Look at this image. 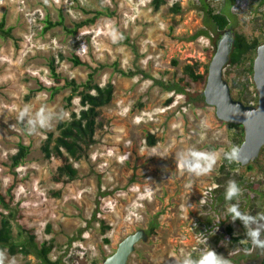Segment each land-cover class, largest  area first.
<instances>
[{"label": "rangeland", "instance_id": "obj_1", "mask_svg": "<svg viewBox=\"0 0 264 264\" xmlns=\"http://www.w3.org/2000/svg\"><path fill=\"white\" fill-rule=\"evenodd\" d=\"M150 1L0 0V18L6 17L14 35L0 37V190L6 193L7 187L16 183L14 233L21 223L32 229L39 243L52 240V260L66 251L70 255L63 257L65 264H103L123 238L138 229L146 230L160 212L155 233L137 242L128 263L176 264L184 255L196 258L208 248L216 252L215 231H209L212 227L223 230L232 224L242 242H249L245 227L226 215L230 203H239L240 210L245 209L242 212L254 211L253 216L264 213V147L251 163L253 169L238 166L221 191L215 192L216 178L223 176V153L233 146L236 129L217 117L214 106L187 103L181 94L164 91L150 78L124 76L118 71L142 69L158 79L177 80L183 67L192 64L203 73L223 34L231 40L234 32H239L264 42V5L260 0H239L237 10H233L237 25L232 30L190 40L204 27L203 13L195 0L169 1L159 10ZM210 3L217 11L223 6ZM174 4L180 5V12L171 10ZM95 16L94 22L75 35L65 30ZM46 17L52 21L63 18L64 25L43 32ZM74 55L85 64L75 63ZM52 59L64 78L81 83L92 67L100 66L95 82L114 85L111 102L101 109L105 123L96 133V143L84 158L73 161L78 177L69 183L55 180L60 161L46 158L41 149L49 133L57 135L59 120L49 129L29 134L25 124L16 119L25 106L33 113L41 107L63 112V119L82 108L78 95L67 104L69 89L51 96L50 91L40 88L54 83L48 66ZM224 75L230 87L237 83L238 88L231 89L236 98L246 79L244 68L227 65ZM249 91L254 97L253 87ZM149 136L154 137V143L149 142ZM20 142L30 150L23 163L12 168L11 156ZM189 149L217 154L210 174L196 177L184 172L177 156ZM229 181L242 189L238 201L225 199ZM249 200L260 209L244 206ZM96 209L109 226L106 231L100 221L92 219ZM80 229L84 230L78 237ZM73 237L77 238L69 244ZM229 238L221 241L219 255L231 264L261 263L264 253L252 245L249 250L233 247ZM3 252L4 264L39 261L31 254Z\"/></svg>", "mask_w": 264, "mask_h": 264}, {"label": "trees", "instance_id": "obj_2", "mask_svg": "<svg viewBox=\"0 0 264 264\" xmlns=\"http://www.w3.org/2000/svg\"><path fill=\"white\" fill-rule=\"evenodd\" d=\"M170 0H151L152 7L155 10H159L162 5L168 4ZM197 3V9L203 13L204 27L199 29L189 39L195 40L200 36L212 37L211 33H218L225 29L232 30L237 25L236 14L232 11V6L235 0H225L220 10H216L208 0H195ZM260 5H264V0H260ZM171 10L174 12H180L181 7L179 4L171 6ZM101 14V12H96ZM98 16L86 18L80 22L75 23L72 28L65 27L67 33L75 35L79 33L81 28L88 26L94 22ZM58 25H64L63 18L57 21H52L49 17L45 18V25L43 32L54 28ZM229 30V31H230ZM231 34V31L228 32ZM13 27L7 26L6 17L0 18V37L1 38H13ZM231 42V51L229 57L228 66L243 67L246 74V79L241 83V88L237 91V99L242 100L246 104H256L258 102V92L253 81V61L256 55L257 47L261 41L255 38H248L245 34L234 32ZM133 46V45H131ZM73 60L77 64H85V61L80 59L78 55H74ZM174 64H177L176 59L173 60ZM50 74L54 83L49 86H41L40 88L50 91V95L54 96L63 89H69L70 95L66 97L67 104H71V100L75 95L80 97L82 108L77 112L72 110L70 117L61 119L58 121L56 136L53 133L47 135L46 140L41 146V149L46 158L55 157L60 161L57 168V174L55 176L56 181H63L69 183L77 179L78 170L74 166L73 161H78L84 158L90 147L96 143V133L101 129L105 123L103 117H101V109L105 105L109 104L113 98L114 85L111 82L105 85H100L95 82L94 76L99 71V67H92L91 72L88 74L87 79L84 82L78 83L75 79L64 78L57 71V67L52 59L49 62ZM118 71L124 76L134 77L141 75L144 78H150L153 80V84L159 86L164 91L173 92V94H181L187 103L194 104L196 106H205V97L203 89L206 83L208 74V68L203 73L197 72L196 68L192 64H186L183 67L181 76L177 80H163L156 77H152L142 69H136L135 71ZM253 87L255 96L252 97L249 88ZM238 88L237 83L231 84V89ZM230 127L236 129L232 136L233 146H239L244 139V128L238 124L229 123ZM149 142L152 144L155 142L153 136H149ZM30 146L23 143H18V151L11 156V166L16 168L21 165L29 153ZM241 164L238 162L229 164L223 159V164L220 166V173L222 177L216 178L217 187L215 192L221 191L223 184L225 185L228 176L232 170H235ZM247 170L253 169L252 164L246 166ZM239 175L238 177H241ZM16 183H11L3 193L0 190V251L7 250L11 255L17 253H23L24 255H34L39 260L37 264H65L62 260V255L57 259L52 260L50 254L55 245L53 241H44L39 243L36 241V234L32 229L28 228L25 224H18V231L14 233L13 219H17L15 213L12 211V204L15 198L14 189ZM109 194L103 192L102 195ZM252 202V201H251ZM251 205L255 208V211L260 207L256 203H250L246 201L244 206ZM5 210H7L5 212ZM241 210H245L244 207ZM98 210L93 212L92 219L98 220L102 223V230L106 231L109 228L105 219L98 217ZM254 213V211H253ZM251 213V215H253ZM160 212H157L150 220L146 232L148 235L155 233L156 228L159 225ZM240 224L241 221L237 220ZM243 225V224H242ZM84 229L79 230V236H81ZM217 233V234H216ZM216 237L215 241L217 246L216 253L219 254L223 250V245H220L225 236H229V242L233 247L243 246L246 250L251 248L250 242H242V236L237 235L234 231L233 225L229 224L225 229H217L214 232ZM77 237L69 239L71 241ZM106 242H109L108 238H105ZM260 264H264V256Z\"/></svg>", "mask_w": 264, "mask_h": 264}, {"label": "water", "instance_id": "obj_3", "mask_svg": "<svg viewBox=\"0 0 264 264\" xmlns=\"http://www.w3.org/2000/svg\"><path fill=\"white\" fill-rule=\"evenodd\" d=\"M231 51L230 37L227 33L220 37L216 50L208 66V74L203 89L205 102L215 107L217 117L244 128L241 159L245 166L254 162L264 147V42L257 47L253 61V81L258 92L256 104H246L232 95L231 87L225 78L224 70L229 63ZM145 229H138L123 238L116 251L103 259V264H129L130 255L141 239H147Z\"/></svg>", "mask_w": 264, "mask_h": 264}, {"label": "clouds", "instance_id": "obj_4", "mask_svg": "<svg viewBox=\"0 0 264 264\" xmlns=\"http://www.w3.org/2000/svg\"><path fill=\"white\" fill-rule=\"evenodd\" d=\"M48 3V0H44ZM151 2V1H150ZM113 39H117L115 33ZM66 114L63 112L55 113L49 111L46 107H41L38 111L32 112L25 106L17 113L18 122L25 124L29 134H36L41 129H49L53 126V121L63 119ZM223 158L229 163L238 162L241 159V147L232 146L230 150L224 151ZM179 166L189 175L203 176L210 174L217 163V154L215 152H205L194 149L183 151L177 156ZM242 189L235 181H229L225 190V199L227 201L239 200ZM227 217L235 222L239 220L246 229V237L253 248L264 253V213L258 212L256 215L242 212L239 203H230L226 209ZM5 253L0 251V264H4ZM14 264V262H10ZM176 264H231L230 260L217 254L214 250L208 248L201 251L200 255L193 258L191 255H184L176 261Z\"/></svg>", "mask_w": 264, "mask_h": 264}, {"label": "built area", "instance_id": "obj_5", "mask_svg": "<svg viewBox=\"0 0 264 264\" xmlns=\"http://www.w3.org/2000/svg\"><path fill=\"white\" fill-rule=\"evenodd\" d=\"M170 1H171V3H174L176 0H170ZM208 1H210V2H212V3L224 4V1H225V0H208ZM239 4H240V3H239V0H235L234 4H233V6H232V11H233V10H237ZM213 229H214V231L217 230L216 227H212V228L209 229V231H211V230H213ZM205 231H208V229H205ZM64 253H65L64 256H69V255H70V253H68V252H66V251H65ZM64 256L62 255V260L64 259V258H63ZM82 256H83V255H82ZM57 257H58V256H55V257L53 258V260L57 259ZM81 258H82V257H81ZM63 262H66V261L63 260Z\"/></svg>", "mask_w": 264, "mask_h": 264}, {"label": "bare ground", "instance_id": "obj_6", "mask_svg": "<svg viewBox=\"0 0 264 264\" xmlns=\"http://www.w3.org/2000/svg\"><path fill=\"white\" fill-rule=\"evenodd\" d=\"M256 56V55H255ZM217 234V233H216ZM216 234H214V235H216ZM212 236V235H211ZM213 237V236H212ZM200 238H202V237H200ZM199 241V240H198ZM211 242V241H210ZM213 247V246H212Z\"/></svg>", "mask_w": 264, "mask_h": 264}]
</instances>
